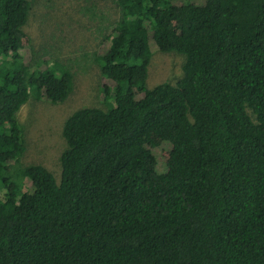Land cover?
<instances>
[{"label":"trees","instance_id":"16d2710c","mask_svg":"<svg viewBox=\"0 0 264 264\" xmlns=\"http://www.w3.org/2000/svg\"><path fill=\"white\" fill-rule=\"evenodd\" d=\"M109 1L112 106L65 118L56 180L21 163L16 115L63 103L74 72L18 69L31 3L0 0V264H264V0ZM146 33L182 56L175 83L146 86ZM153 135L170 147L161 171Z\"/></svg>","mask_w":264,"mask_h":264},{"label":"rangeland","instance_id":"374dc122","mask_svg":"<svg viewBox=\"0 0 264 264\" xmlns=\"http://www.w3.org/2000/svg\"><path fill=\"white\" fill-rule=\"evenodd\" d=\"M29 1L31 9L24 28L29 41L21 51L23 62L16 67L21 69L23 63L42 65L59 60L70 61L74 72L72 93L63 103L51 105L43 99L30 98L16 115L25 141L21 163L42 165L57 180L59 155L64 148L60 132L65 118L82 107L105 109L112 106L104 88L111 89V84L101 75L98 65L109 43H101V29L119 16L109 0ZM144 39L150 53L146 86L175 83L182 75V56L161 52L149 33ZM151 140L155 167L161 171L169 158L170 147L158 135H153Z\"/></svg>","mask_w":264,"mask_h":264}]
</instances>
